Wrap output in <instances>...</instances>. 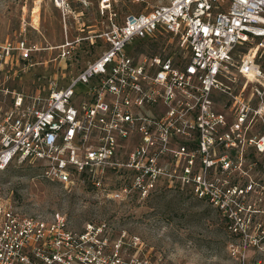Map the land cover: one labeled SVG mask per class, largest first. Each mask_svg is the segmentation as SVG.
I'll use <instances>...</instances> for the list:
<instances>
[{
    "label": "built area",
    "instance_id": "obj_1",
    "mask_svg": "<svg viewBox=\"0 0 264 264\" xmlns=\"http://www.w3.org/2000/svg\"><path fill=\"white\" fill-rule=\"evenodd\" d=\"M52 1L63 43H32L28 28L37 26L25 20L17 40L0 42V169L38 165L44 178L87 183L127 204L187 190L224 219L237 264L250 255L264 264V0H171L121 20L111 0H99L108 22L74 40L66 18L84 0ZM88 27L96 25L77 29ZM161 36L164 46L141 50ZM48 49L66 62L99 55L67 85L10 88ZM115 223L78 231L61 211L25 214L0 200V264H166Z\"/></svg>",
    "mask_w": 264,
    "mask_h": 264
},
{
    "label": "rangeland",
    "instance_id": "obj_2",
    "mask_svg": "<svg viewBox=\"0 0 264 264\" xmlns=\"http://www.w3.org/2000/svg\"><path fill=\"white\" fill-rule=\"evenodd\" d=\"M111 1L118 13V20L127 13H137L171 2L146 0L143 4L134 0ZM72 6L73 13L66 18L70 40L78 35H88L90 28L99 30L102 22H108L98 13L99 0H84ZM24 20L37 26V29L28 28L27 37L32 43L42 47L55 46L66 39L63 15L52 0H0V42L17 40ZM80 22L96 27H88L85 32H80L77 29ZM168 39L161 36L139 44L141 50H158ZM134 43H138V40ZM59 52V49L35 52L34 61L39 60V63L23 73L22 78L11 79L8 82L10 88L32 92L37 84L53 78H57L61 86L67 85L72 77L99 55V51L88 52L87 55L83 53L78 60L66 62L58 58ZM80 88L77 90L81 91ZM2 105L7 107L10 101ZM40 173L38 165L20 163L0 169V200L9 201L25 214L49 216L61 211L67 215L70 227L78 231L88 221L114 220L116 231L126 228L130 234L141 236L147 250L165 254L166 264H237L229 251L233 238L224 219L206 201L194 197L187 190L163 188L139 204L135 199L127 204L107 199L87 183L66 187L40 176ZM248 260L250 264H260L263 257L250 255Z\"/></svg>",
    "mask_w": 264,
    "mask_h": 264
},
{
    "label": "crops",
    "instance_id": "obj_3",
    "mask_svg": "<svg viewBox=\"0 0 264 264\" xmlns=\"http://www.w3.org/2000/svg\"><path fill=\"white\" fill-rule=\"evenodd\" d=\"M19 78H22V76H20Z\"/></svg>",
    "mask_w": 264,
    "mask_h": 264
}]
</instances>
